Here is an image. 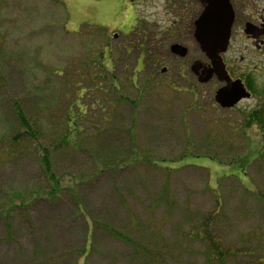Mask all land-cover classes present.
<instances>
[{
  "label": "rangeland",
  "instance_id": "obj_1",
  "mask_svg": "<svg viewBox=\"0 0 264 264\" xmlns=\"http://www.w3.org/2000/svg\"><path fill=\"white\" fill-rule=\"evenodd\" d=\"M0 1V134L14 123L11 98L53 132L79 96L86 114L92 98L101 106L79 122L80 148L56 152L58 197L46 200L52 185L31 152L1 157L0 264H151L104 225L169 252V264H203L189 220L216 211L217 195L224 235L264 247V134L247 126L264 105V49L243 32L264 20V0H240L225 56L260 93L230 109L169 52L171 0ZM20 198L30 206L13 208Z\"/></svg>",
  "mask_w": 264,
  "mask_h": 264
},
{
  "label": "trees",
  "instance_id": "obj_2",
  "mask_svg": "<svg viewBox=\"0 0 264 264\" xmlns=\"http://www.w3.org/2000/svg\"><path fill=\"white\" fill-rule=\"evenodd\" d=\"M50 1H56L59 3L61 0ZM133 29L135 28L133 27ZM141 31L144 35H147L148 33L147 29H141ZM132 33L133 32L129 34ZM143 39L147 40L146 37H143ZM93 65L98 70L107 69L103 61H98ZM99 78L105 80L106 76H100ZM3 80L4 78H0V82L2 84ZM92 89H90V91L95 92L97 88L95 87ZM87 90L88 89H86V92H88ZM252 92L253 95L260 93L255 88L252 89ZM8 100L12 107L14 123L11 124L10 128L7 126L3 133L0 134V166L2 165V156L3 159H5L6 156L12 154L16 159H22L30 156L31 152L34 157L40 161L43 173L52 185L46 200L49 201L54 199L60 195V192L63 189L60 178L57 176L54 168L56 152L62 148L69 147L70 149H75L74 146H78L80 148L78 139L79 136H83L85 134V129H82L79 122L82 121V119L88 118L89 114L95 113L97 111L96 108L101 107L100 103L95 99V97L92 98L93 102L91 103V110L86 114V111L84 112V109L81 108V103L79 102V100H82V96H79V100H73L68 104V110L66 112V116L63 117V123L61 125L64 128L61 130L57 129L53 132L49 131L48 128H45V124L42 120L37 119V116L32 117L28 115L22 104L21 98H11ZM75 107H77L80 111L77 112ZM83 122L82 124H84ZM253 125L257 126L261 133L264 134V105L253 110L247 116V126ZM216 193L218 192L216 191ZM260 197L264 202L263 194H261ZM20 200L22 202H20L19 205L14 204L13 208L25 209L30 206L29 202L25 201L24 198H20ZM216 200L218 202V209L216 211L206 216L202 213L197 216L191 213V216L194 219H198L197 225L194 224L193 220H189V222L194 225L189 227L188 238L189 241L194 243L197 242L196 244H201L203 246V264H264V247H262L260 243L258 244L257 241H253V238L258 240V236L250 234L245 239L246 245H242L240 242L244 239L242 241H231L224 235V220H222V210L224 206L221 203V196L219 197V195H217ZM13 202L14 200H12V204ZM11 211L12 208L10 207L7 212L8 217L9 212L11 213ZM1 216L2 211L0 209V218ZM104 227L116 238L124 241L138 255H142L147 258L151 264H169V260L167 258L169 252L163 253L157 249L151 250L149 246L143 245L146 240L139 242L137 239L127 234L114 232L113 229L107 225H104ZM89 244L91 243H88L82 251L84 259L88 256L87 253L89 251L87 247Z\"/></svg>",
  "mask_w": 264,
  "mask_h": 264
},
{
  "label": "flooded vegetation",
  "instance_id": "obj_3",
  "mask_svg": "<svg viewBox=\"0 0 264 264\" xmlns=\"http://www.w3.org/2000/svg\"><path fill=\"white\" fill-rule=\"evenodd\" d=\"M173 2V27L172 32L178 36L175 38L176 42L170 46V53L180 61H187L191 65V72L194 74L199 83L213 84L215 89V101L218 91L227 87L229 84H233L236 81H241L247 92L252 95V89L254 86L253 80L250 78H244L237 76L233 73L232 66L229 67L227 60L225 59L226 53L230 49L233 34L239 26L238 17L241 13L240 0H228L233 11V24L231 27L230 44L225 53H214L208 55L204 53L198 44L195 35L198 30V22L204 15V13L210 7H216L212 5L213 0H171ZM259 0H253L256 4ZM253 4V7H255ZM246 7V6H245ZM241 9V10H240ZM248 30V32H246ZM244 34L249 42H251L258 50L264 49V20L258 22H247L245 24ZM129 35V34H128ZM131 45V44H130ZM181 47V49L174 47ZM196 48L194 54L193 48ZM129 53V49H127ZM184 53V54H183ZM183 54V55H182ZM197 54V55H196ZM199 54V55H198ZM140 62V58L137 59V63ZM194 66H198L197 70H193ZM220 67H224L227 74H219L217 71ZM165 71V70H164ZM162 71V72H164ZM182 79H185L183 75H180ZM245 101V100H244ZM243 102V101H242ZM218 104V103H217ZM218 106H220L218 104ZM222 108V107H221ZM223 109V108H222Z\"/></svg>",
  "mask_w": 264,
  "mask_h": 264
},
{
  "label": "water",
  "instance_id": "obj_4",
  "mask_svg": "<svg viewBox=\"0 0 264 264\" xmlns=\"http://www.w3.org/2000/svg\"><path fill=\"white\" fill-rule=\"evenodd\" d=\"M216 4V7H210L204 13L198 22V30L195 35L202 51L208 55L217 52L225 53L227 51L234 20L232 7L228 0H213L212 5ZM175 48L182 50L179 46ZM197 68L198 66H194L192 69L195 71ZM217 71L219 74H227L224 67H220ZM247 99H251V94L247 92L240 80L231 85L229 84L218 91L216 95V102L223 109L234 108Z\"/></svg>",
  "mask_w": 264,
  "mask_h": 264
}]
</instances>
